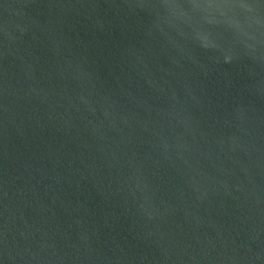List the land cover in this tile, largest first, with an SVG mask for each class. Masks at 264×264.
Instances as JSON below:
<instances>
[{"label": "water", "instance_id": "obj_1", "mask_svg": "<svg viewBox=\"0 0 264 264\" xmlns=\"http://www.w3.org/2000/svg\"><path fill=\"white\" fill-rule=\"evenodd\" d=\"M0 264H264V0H0Z\"/></svg>", "mask_w": 264, "mask_h": 264}]
</instances>
